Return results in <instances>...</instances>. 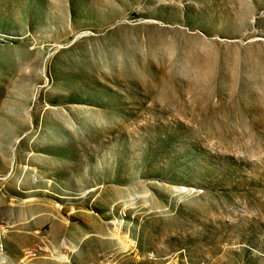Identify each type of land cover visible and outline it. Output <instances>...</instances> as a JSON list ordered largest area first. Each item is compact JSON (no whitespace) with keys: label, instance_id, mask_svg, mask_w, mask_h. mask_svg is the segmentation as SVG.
<instances>
[{"label":"rangeland","instance_id":"obj_1","mask_svg":"<svg viewBox=\"0 0 264 264\" xmlns=\"http://www.w3.org/2000/svg\"><path fill=\"white\" fill-rule=\"evenodd\" d=\"M0 264H264V0H0Z\"/></svg>","mask_w":264,"mask_h":264},{"label":"bare ground","instance_id":"obj_2","mask_svg":"<svg viewBox=\"0 0 264 264\" xmlns=\"http://www.w3.org/2000/svg\"><path fill=\"white\" fill-rule=\"evenodd\" d=\"M112 225H113V227H114V233H115V236L122 242V243H124V245H126V246H128L129 245V243L126 241L127 239V235L126 234H122L121 233V230H120V228L118 229L116 226H115V224H114V222H112ZM113 233V234H114ZM132 244V243H131Z\"/></svg>","mask_w":264,"mask_h":264}]
</instances>
